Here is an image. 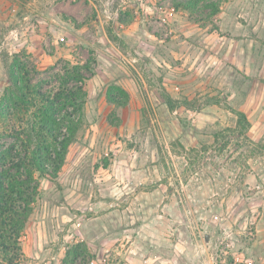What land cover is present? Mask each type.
I'll return each instance as SVG.
<instances>
[{"label":"rangeland","instance_id":"obj_1","mask_svg":"<svg viewBox=\"0 0 264 264\" xmlns=\"http://www.w3.org/2000/svg\"><path fill=\"white\" fill-rule=\"evenodd\" d=\"M245 1L0 0V102L5 59L48 90L85 76L57 181L37 173L23 264H264V75L233 51Z\"/></svg>","mask_w":264,"mask_h":264},{"label":"trees","instance_id":"obj_2","mask_svg":"<svg viewBox=\"0 0 264 264\" xmlns=\"http://www.w3.org/2000/svg\"><path fill=\"white\" fill-rule=\"evenodd\" d=\"M188 4L183 5L188 8ZM109 37L123 42L112 29ZM5 67L10 86L0 102L2 133L12 137L17 145L0 144V264H23L22 236L39 194L38 177L50 176L56 182L65 164L69 147L82 125L85 76L79 66L66 69L58 89L48 90L35 83L28 65L16 58L10 64L5 59ZM163 94L174 108L172 97ZM109 98L122 103L111 94ZM234 112L236 130L247 136L252 126L247 114L242 110ZM72 262L68 251L63 264Z\"/></svg>","mask_w":264,"mask_h":264},{"label":"crops","instance_id":"obj_3","mask_svg":"<svg viewBox=\"0 0 264 264\" xmlns=\"http://www.w3.org/2000/svg\"><path fill=\"white\" fill-rule=\"evenodd\" d=\"M247 4L241 3L240 9L245 10L244 20L241 19V32L239 33L242 38L235 40L234 52H240V64L245 67L246 62L243 61V53H247L248 68L259 67V72L264 75V0H246ZM239 40H246L248 47ZM232 46V45H231ZM237 46V47H236ZM260 52L263 55L260 56ZM253 99V97H252ZM258 102L264 103L263 95L255 98ZM251 106V105H250ZM244 112L248 115L251 108L248 103L243 106Z\"/></svg>","mask_w":264,"mask_h":264}]
</instances>
